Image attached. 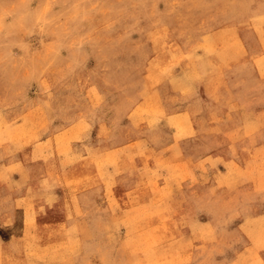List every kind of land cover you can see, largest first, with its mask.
<instances>
[{"label": "rangeland", "instance_id": "rangeland-1", "mask_svg": "<svg viewBox=\"0 0 264 264\" xmlns=\"http://www.w3.org/2000/svg\"><path fill=\"white\" fill-rule=\"evenodd\" d=\"M0 264H264V0H0Z\"/></svg>", "mask_w": 264, "mask_h": 264}, {"label": "crops", "instance_id": "crops-1", "mask_svg": "<svg viewBox=\"0 0 264 264\" xmlns=\"http://www.w3.org/2000/svg\"><path fill=\"white\" fill-rule=\"evenodd\" d=\"M225 79L228 80L229 82H232V79H229V77ZM207 88L199 84L193 86V88H187V90H185V93L179 95L180 105L178 106L171 105V112L181 114L186 120V125L188 124L191 128L192 127L194 128L195 126L203 125L201 121H203L206 117L209 118V116H212L210 113L218 114L222 112L223 108L221 107L226 104L225 100H228L226 96H229L231 94L237 95L241 91V89L234 88L232 86L228 88H221L216 92V94L214 92V94L221 95V97L223 98H220L219 100L216 101L215 99L210 98L213 97L212 95L208 96ZM239 104H242L243 107H246L249 104L247 101V97H243L242 100L240 99ZM121 142L122 144H127V140ZM166 142H167L165 143L166 147L171 148L173 146L174 143L173 140L169 139ZM179 143H180L179 147L181 148L180 153L182 158L197 159L202 156L198 153H194L193 146L195 145V143H197V141L194 140V138L184 137L181 139ZM118 146L116 145L115 147ZM157 146L160 145L155 144L153 148H159ZM169 156L170 155H168V151L165 150L164 157L167 159ZM195 185L196 187L194 189H198L199 188L198 184ZM167 187L174 189V184H170L169 186L167 185ZM188 187L189 185L186 183L183 185L182 190H188ZM100 189L103 190L102 186L100 187ZM125 189H128V187L123 188L121 186V181H118L115 190H117V192H120L121 190H125ZM198 221L204 222L203 219Z\"/></svg>", "mask_w": 264, "mask_h": 264}]
</instances>
